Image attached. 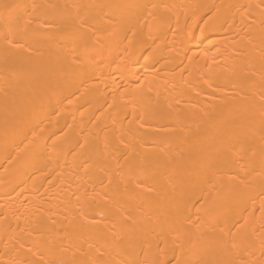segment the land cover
<instances>
[{"label": "bare ground", "instance_id": "6f19581e", "mask_svg": "<svg viewBox=\"0 0 264 264\" xmlns=\"http://www.w3.org/2000/svg\"><path fill=\"white\" fill-rule=\"evenodd\" d=\"M0 264H264V0H0Z\"/></svg>", "mask_w": 264, "mask_h": 264}, {"label": "snow or ice", "instance_id": "6c2138e0", "mask_svg": "<svg viewBox=\"0 0 264 264\" xmlns=\"http://www.w3.org/2000/svg\"><path fill=\"white\" fill-rule=\"evenodd\" d=\"M5 8H8V5H4ZM19 5H13L11 6V10L8 11L6 15L2 17V21L4 24V27L6 29H11L15 26H18L21 20V17L19 15ZM5 39H7V33H5Z\"/></svg>", "mask_w": 264, "mask_h": 264}]
</instances>
